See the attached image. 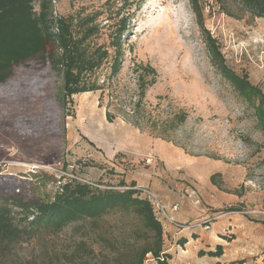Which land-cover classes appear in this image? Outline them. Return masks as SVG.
Instances as JSON below:
<instances>
[{"label":"rangeland","instance_id":"obj_1","mask_svg":"<svg viewBox=\"0 0 264 264\" xmlns=\"http://www.w3.org/2000/svg\"><path fill=\"white\" fill-rule=\"evenodd\" d=\"M199 5L203 25L192 0H52L56 17L96 14L99 44L116 37L119 21L128 17L123 68L110 94H77L68 111L56 99L62 79L47 64L30 61L15 68L0 89V192L52 199L71 179L69 165L75 162L79 177L93 186L134 181L153 191L178 224L201 223L185 229L161 220L170 264H210L208 256L217 250L225 253V264H252L264 256L258 100L248 102L236 91L212 63L206 43L210 33L226 64L264 93V17L240 0ZM139 65L152 66L156 76L134 115ZM31 79L39 89L30 87ZM182 110L187 120L165 131V121ZM141 230L133 214L117 212L58 235L43 234L18 247V254L22 264H72L70 253L83 238L98 251L100 264H116L118 256L99 235L129 250L141 243ZM183 231L191 238L201 233L202 240L187 243ZM144 264L156 261L149 254Z\"/></svg>","mask_w":264,"mask_h":264},{"label":"trees","instance_id":"obj_2","mask_svg":"<svg viewBox=\"0 0 264 264\" xmlns=\"http://www.w3.org/2000/svg\"><path fill=\"white\" fill-rule=\"evenodd\" d=\"M240 2L254 16L264 17V0ZM192 6L203 25L199 0H192ZM97 18L96 14L56 17L52 0H0V89L13 76L16 67L39 61L61 77L62 85L56 91V99L65 111L69 110L68 105L73 104L77 94L98 91L101 98L110 94L125 60L122 38L128 28V17L119 21L116 37L108 36V42L100 44L95 40L102 30ZM206 43L212 63L236 91L248 102L258 100L255 116L264 132L263 91L246 74H239L226 64L216 38L210 33ZM139 68L142 70L140 97L134 103V115L156 76V70L150 65H139ZM149 76L152 79L147 81ZM28 84L34 90L39 89L38 80L31 79ZM107 116L114 119L110 111ZM187 117L186 111L176 113L165 121L164 130H175ZM262 161L264 163V158ZM117 212L133 214L142 225L140 232L143 235L140 234L141 243L129 250L125 243L118 244L106 235H99L100 241H97L109 246L118 256L114 258L116 264H144L149 254L156 264H170L168 255L163 254L162 221L150 198L136 182L124 179L118 185L101 188L74 178H68L52 199L0 192V264H22L18 247L43 234L58 235L67 227H79ZM211 254L220 256L222 252L211 251ZM98 259L96 248L83 238L69 257L72 264H100Z\"/></svg>","mask_w":264,"mask_h":264},{"label":"built area","instance_id":"obj_3","mask_svg":"<svg viewBox=\"0 0 264 264\" xmlns=\"http://www.w3.org/2000/svg\"><path fill=\"white\" fill-rule=\"evenodd\" d=\"M69 167L71 168L70 171L73 173L71 178L81 180V181L87 182L89 184H94L85 178L79 177V174L77 173V169H78L77 163H75V162L70 163ZM75 174H78V175H75ZM134 188H136V187H134ZM138 188L141 189L143 191V193L146 194L150 198V200L154 206L156 215L161 220L164 219L165 221L172 223L175 226L183 227L185 229H191V228L195 227L196 225L201 224V223L194 224V225L193 224H188V225L178 224L175 220H173L171 215H169V213L167 212V209L165 208L164 205H162V203L160 202V200L158 199V197L156 196V194L153 191H151L150 189L145 188V187H143V188L138 187ZM174 210H176V207H174Z\"/></svg>","mask_w":264,"mask_h":264},{"label":"crops","instance_id":"obj_4","mask_svg":"<svg viewBox=\"0 0 264 264\" xmlns=\"http://www.w3.org/2000/svg\"><path fill=\"white\" fill-rule=\"evenodd\" d=\"M259 229H262V228H259ZM168 230H174V228L172 227V226H169L168 227ZM184 233L182 234V236H184V237H186L187 238V243H188V241L190 240V241H198V240H202V236H203V234H201V233H199V234H197V236L196 237H193V238H191L190 237V235L188 234V231H183ZM190 233V232H189ZM218 233H221V232H219L218 231ZM222 234V233H221ZM199 236V237H198ZM165 237H166V234H165ZM173 237H175V236H173ZM249 238H252V234L250 235V237ZM257 245H261V243H259L258 241H257ZM261 246H263V249H260V252H262V253H264V241H263V243H262V245ZM258 248V247H257ZM202 248L200 247V249L199 250H201ZM210 250H213V249H210ZM225 253H222V255L221 256H208V259L211 261V263L210 264H225L226 262H227V259H225ZM203 257H205V256H203ZM262 261V263H260ZM264 256L263 255H260L259 257H257L256 258V260L254 261V263H252V264H264ZM213 262V263H212ZM198 264H209V263H207V260H202V261H200V263H198Z\"/></svg>","mask_w":264,"mask_h":264}]
</instances>
